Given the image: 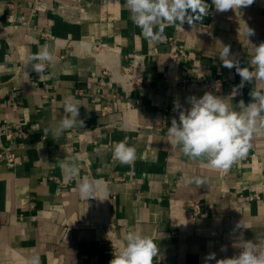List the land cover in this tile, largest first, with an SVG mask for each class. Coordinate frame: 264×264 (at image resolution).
Returning a JSON list of instances; mask_svg holds the SVG:
<instances>
[{
    "label": "crops",
    "instance_id": "obj_1",
    "mask_svg": "<svg viewBox=\"0 0 264 264\" xmlns=\"http://www.w3.org/2000/svg\"><path fill=\"white\" fill-rule=\"evenodd\" d=\"M206 2L202 22L167 26L162 40L149 41L125 0H0V153L16 157L15 165L0 157V264H109L112 240L118 252L131 231L157 243L153 264H204L209 253L231 258L241 251V236L264 243V134L254 135L228 170H218L186 157L168 133L172 119L179 121L174 101L187 109L190 96L228 97L240 84L235 68L223 67V46L249 67L253 46L264 43V0L226 12ZM246 25L254 30L248 38ZM45 46L53 59L38 75L32 64L40 61L30 57ZM140 54L142 86L131 92L108 86L103 69L115 71ZM215 76L232 86L179 83ZM254 85L246 83L232 103H248ZM67 96L84 104L77 117L83 125L54 136L68 116ZM119 142L135 146L132 164L113 158ZM61 162H75L78 176L70 178ZM194 177L207 183L190 184ZM82 179L94 184L93 198L80 196ZM253 193L258 198L250 199ZM190 200L200 202L196 219L189 217Z\"/></svg>",
    "mask_w": 264,
    "mask_h": 264
},
{
    "label": "clouds",
    "instance_id": "obj_2",
    "mask_svg": "<svg viewBox=\"0 0 264 264\" xmlns=\"http://www.w3.org/2000/svg\"><path fill=\"white\" fill-rule=\"evenodd\" d=\"M254 0H211L218 12L228 10L239 11L250 6ZM131 21L141 29L143 37L149 41H159L164 38L167 26L181 27L187 23L192 28L197 21H203L208 15L209 5L206 0H125L123 5ZM254 35V30L247 25L245 36ZM223 67L235 68L240 76V84L234 87L231 95L221 97L212 92L203 96H190L185 109L179 101H174V111L179 112V121H171L168 133L172 142L189 159H204L212 169L228 170L234 163L242 159L251 147L254 135L264 134V43L253 46L249 67H240L239 60L230 52L229 46H223L219 54ZM52 53L45 46L41 52L30 57V60L40 61L32 64L33 70L40 75L45 71V63L51 62ZM254 87L249 92L250 101L240 100L233 104V98L246 83ZM67 117L61 118L53 129V135L59 136L63 131L83 121L78 120L79 108L84 105L73 96L63 100ZM113 158L121 164L130 165L136 159L135 146L119 142L114 146ZM60 167L70 178L78 176L79 168L75 162H61ZM196 186L207 181L200 177L188 181ZM82 198H93L94 184L82 179L77 184ZM239 239L240 253L231 258L217 260L215 253H209L204 264L215 261V264H264V243L256 240ZM264 240V237L261 238ZM125 245L113 254L109 264H153L154 257L159 254V246L153 239L136 231L129 232L125 237ZM226 251V248L221 249ZM31 264H38L33 259Z\"/></svg>",
    "mask_w": 264,
    "mask_h": 264
},
{
    "label": "built area",
    "instance_id": "obj_3",
    "mask_svg": "<svg viewBox=\"0 0 264 264\" xmlns=\"http://www.w3.org/2000/svg\"><path fill=\"white\" fill-rule=\"evenodd\" d=\"M171 40V49L170 56L172 58L178 57L179 53L176 51V43L173 39ZM144 72H145V56L143 54L134 56L128 63L122 64L119 63L116 70L112 71L109 68H104L103 73L108 74L107 84L111 86L113 84H119L121 88L127 92L135 91L140 88L144 81ZM239 81L241 78L239 76ZM104 82H102L103 84ZM181 86L186 88H202L205 90H224L232 86V81L229 79H223L220 77H212L208 82H199L198 80H191L187 77H181L179 80ZM109 111V105H104L101 109V112L105 114ZM16 132L19 134L24 133L21 125H18ZM10 136V134H8ZM0 157L8 162L10 165H15L16 157L15 154L11 152L0 153ZM89 170L86 168L85 173ZM250 199L258 198L256 193L250 194ZM189 206V217L191 219H196L201 214V206L199 200H190L188 202ZM113 244V253H117L116 245L112 240Z\"/></svg>",
    "mask_w": 264,
    "mask_h": 264
},
{
    "label": "bare ground",
    "instance_id": "obj_4",
    "mask_svg": "<svg viewBox=\"0 0 264 264\" xmlns=\"http://www.w3.org/2000/svg\"><path fill=\"white\" fill-rule=\"evenodd\" d=\"M110 54H111V53H110ZM97 55L101 58V56H103V53L100 52V53H98ZM107 57H108V56H107ZM109 57H110V56H109ZM106 61H107V60H106ZM113 61H114V60H112L111 63H112ZM109 64H110V63H109ZM114 70H115V69H114Z\"/></svg>",
    "mask_w": 264,
    "mask_h": 264
}]
</instances>
